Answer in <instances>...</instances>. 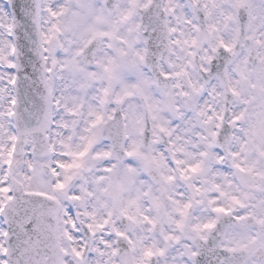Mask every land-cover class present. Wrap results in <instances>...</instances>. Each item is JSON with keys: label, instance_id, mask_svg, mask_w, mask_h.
<instances>
[{"label": "snow or ice", "instance_id": "snow-or-ice-1", "mask_svg": "<svg viewBox=\"0 0 264 264\" xmlns=\"http://www.w3.org/2000/svg\"><path fill=\"white\" fill-rule=\"evenodd\" d=\"M0 264H264V0H0Z\"/></svg>", "mask_w": 264, "mask_h": 264}]
</instances>
